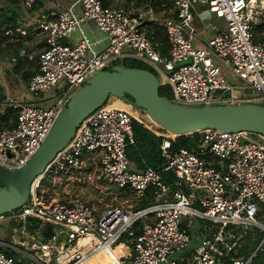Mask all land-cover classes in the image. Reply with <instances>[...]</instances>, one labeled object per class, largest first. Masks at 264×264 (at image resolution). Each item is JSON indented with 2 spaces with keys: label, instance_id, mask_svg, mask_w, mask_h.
Returning <instances> with one entry per match:
<instances>
[{
  "label": "built area",
  "instance_id": "obj_1",
  "mask_svg": "<svg viewBox=\"0 0 264 264\" xmlns=\"http://www.w3.org/2000/svg\"><path fill=\"white\" fill-rule=\"evenodd\" d=\"M172 2L169 10L154 12L148 5L135 7L134 1L127 10L103 6L99 0H71L65 8L21 0L24 16L3 28V35L16 40L39 31L45 42L36 72L25 83L33 101L7 97L2 104L17 109V118L13 127L0 131V166H24L73 93L115 61L122 65L120 61L130 58L147 64L160 86H170V101L178 104L234 101L264 106V0ZM196 7H206L225 22L199 47L194 44ZM148 23L164 28L165 53L159 40L149 35ZM18 57L34 58L21 47L17 55L0 61V74ZM223 68L241 84L223 75ZM246 89L252 92H243ZM240 96L246 98L235 100ZM117 100L110 96L82 121L46 166L36 189L46 176L90 178L88 167L95 164V182L127 188L139 199L150 190L152 202L140 208L98 210L78 195L49 201L35 189L23 205L0 214V229L10 228L8 241L0 246L17 255L0 248V264H82L103 252L114 259L111 252L117 245L125 249L114 259L117 264H260L255 255L264 237L248 257L238 251L246 237L255 240L256 230L264 233V221L259 220L264 217V135L208 128L196 134L193 147L171 150L169 138L174 136L160 133L161 169L176 177L170 185L159 171L137 170L127 158L126 148L134 141L133 120H141L132 106H114ZM46 224L52 228L48 239L42 235ZM31 225H36L33 232ZM193 228L201 240L195 247Z\"/></svg>",
  "mask_w": 264,
  "mask_h": 264
},
{
  "label": "water",
  "instance_id": "obj_2",
  "mask_svg": "<svg viewBox=\"0 0 264 264\" xmlns=\"http://www.w3.org/2000/svg\"><path fill=\"white\" fill-rule=\"evenodd\" d=\"M159 87L153 71L120 64L90 77L73 93L44 142L24 166L18 169L0 166V214L20 207L28 200L37 177L69 143L82 121L110 96L123 102H128L127 96L131 97L133 106L144 110L152 121L174 137L208 128L264 135L262 105L243 102L185 106L160 95ZM42 235L44 239L52 236L50 224L43 227ZM20 262L24 263L25 259L20 258Z\"/></svg>",
  "mask_w": 264,
  "mask_h": 264
},
{
  "label": "trees",
  "instance_id": "obj_3",
  "mask_svg": "<svg viewBox=\"0 0 264 264\" xmlns=\"http://www.w3.org/2000/svg\"><path fill=\"white\" fill-rule=\"evenodd\" d=\"M99 1L103 6H109L112 5V3L119 1H127V5H128L131 1H134L135 7L148 5L153 9L154 12H161L163 10L167 11L170 8H172L173 5L172 0H99ZM3 8L4 7H1L0 10H2ZM1 12L2 13H0V60L4 59L6 56L17 55V50L21 47H24V41L27 39V37L30 34L29 33L30 31H28L27 36H18L16 40H9L8 38H6L3 35V31H4L3 28L16 25L18 20V15L14 10L11 9ZM262 27L263 26L259 27V29H261ZM147 30L149 35L154 36L155 40H159V42L161 43L162 51L163 53H165L167 49V44H166V32L164 31V28L158 25H154L153 23H148ZM115 64H118V62L115 61L113 65ZM122 64H124V66L126 67L142 68L153 71L151 67H149L147 64L138 61L136 59H130V58L125 59L123 60ZM111 67H109V69H111ZM12 71L17 75H20L21 79L26 83L29 81L31 76L36 72V65L33 64V62L27 61V59L22 60L20 57H18L17 62L14 64L12 68ZM158 91L160 95L168 98L169 100L173 98L172 91L169 85H161ZM6 98L7 96L4 92V89L0 86V131L4 128L13 127L16 123V118H17V109L11 106L2 105L6 101ZM127 98H128V102L119 101L118 104L124 109H128L129 108L128 105L135 107L132 104L131 97L127 96ZM141 111L142 113L146 114L144 110L141 109ZM141 122L137 120H133L132 128H133L134 141L133 143L129 144L126 148L127 158L132 163V166H134V168L137 170L152 168L159 171L163 182L171 185L176 180V177L172 173L165 172L161 169L164 163V158L161 155L160 145L164 137L160 135H156L154 133V132L158 133V131L164 132V130L161 129L158 124L150 120L147 115H145L141 119ZM198 133L200 132H192V133H188V135L169 138L171 144V150L176 149L178 147H187V148L193 147L198 140V136L195 134ZM163 134L166 136H172L169 135L168 133H163ZM94 169H95V164H92L90 167H88V170L92 172L91 181H94L93 178ZM37 179H39V177ZM48 179L49 178L47 176L42 179L40 185L42 189L48 185L47 183ZM38 182L39 181L37 180L35 181V184L32 187V192L35 191ZM101 185L103 184L101 183ZM172 189L174 188L172 187ZM116 194L119 196V200L116 199L115 201H111V203L107 205V207L111 208L112 206H120L121 208H129V207L140 208L150 204L154 198V195L150 190L146 192L144 197L139 199L136 198L133 194L129 193L127 188H123V187H118L116 189ZM52 200L54 199H49V201ZM117 202H120L121 204L117 205ZM35 228L36 225H31L28 227L30 232H33ZM263 237H264V233L259 230H256L255 240H250L249 236L246 237L245 243L238 251V255L248 257L256 249L257 245L260 243ZM1 241L3 242L5 241V239L0 235V242ZM0 248L9 256L15 257L14 254L16 253L14 251H11L3 246H0ZM121 252L123 253L125 252L124 247L122 245H117L115 247L114 253L117 256H119ZM259 253H262L263 256L258 255ZM255 261L260 264H264V243L262 245V249L257 251L255 255Z\"/></svg>",
  "mask_w": 264,
  "mask_h": 264
},
{
  "label": "rangeland",
  "instance_id": "obj_4",
  "mask_svg": "<svg viewBox=\"0 0 264 264\" xmlns=\"http://www.w3.org/2000/svg\"><path fill=\"white\" fill-rule=\"evenodd\" d=\"M112 5H117V6H123L127 10L130 9L129 6L127 5V1H119V2H114ZM4 7L1 11H5L8 9L14 10L18 18L24 16V11L21 7V0H0V8ZM202 8L199 12V16H197L196 20L198 24H196L197 31L196 34L199 39H206L207 35L208 37H212L214 34V25H216V18L210 13V11L206 7H199ZM222 23L225 26V22L221 20ZM33 32V31H31ZM39 32V31H38ZM257 35H259V31H257ZM43 35L39 33H30L27 39L24 41V47L28 49L29 52H32L34 58H33V64L36 65V58L37 55L40 51V49L44 46L43 44ZM7 59V58H6ZM119 63L122 64L120 61ZM124 66V64H122ZM222 74L226 75L231 79V82L235 84H241V81H239L237 78H232L230 75H228L227 71L223 68L222 69ZM241 89V88H240ZM243 92H252L249 89L243 90ZM217 94V93H216ZM241 98H246L245 96H240L236 98L235 100H239ZM234 100V99H231ZM228 101L223 102L227 103ZM231 103H235L232 101ZM139 114L140 120L147 114L142 113L140 108H135ZM191 136V135H189ZM89 174L92 176V172L89 171ZM87 177L81 179L78 178L76 175H73L71 177H66V178H51L48 179L47 183L48 185L44 187L43 189L41 188V184L39 187L36 189V193L40 192V196L44 197V199H61V200H68L70 197L73 195H78L84 200H87L89 203H92L93 205L96 206L98 210H106L110 209L107 207L111 203V201H115L116 199L119 200V196L116 194V189L118 188L117 185L115 184H110L107 186L101 185L100 182H95L91 181L92 178ZM43 179V178H42ZM39 181V179H37ZM104 187V188H103ZM120 202H117V205H120ZM113 207H120V206H112ZM263 208V214H264V204L262 205ZM260 221H264V217L259 218ZM10 231V228H2L0 229V235L6 239L5 242L8 240V233ZM191 239H192V247H195L198 245L201 240L199 239V230L197 228H193L191 230ZM41 241V240H38ZM118 249V248H117ZM119 251V250H118ZM258 255L263 256L262 253H259ZM15 257H17L16 254H14ZM115 260L118 259L117 256H113ZM256 262V261H255ZM117 264L118 261H115Z\"/></svg>",
  "mask_w": 264,
  "mask_h": 264
},
{
  "label": "crops",
  "instance_id": "obj_5",
  "mask_svg": "<svg viewBox=\"0 0 264 264\" xmlns=\"http://www.w3.org/2000/svg\"><path fill=\"white\" fill-rule=\"evenodd\" d=\"M42 1L47 6L51 5V6H56L57 8H65L71 2V0H42ZM201 9L202 8H199V7L195 8V12H194L195 13V19H194L195 20L194 21L195 26H196V24H198L196 18H197V16H199V12H200ZM216 21H217L216 25H214V33L216 32V30H218V29H220V28H222L224 26V24L222 23L221 19L216 18ZM29 33H39V32L38 31H33V32H29ZM207 38H209L208 35H207ZM207 38L204 40V39H199L198 36H197V39H196L194 44L197 47H199L202 44L206 43ZM44 42L45 41L43 40V44H44ZM42 48L40 49V51L42 50ZM29 53L33 56L32 52H29ZM10 56H12V55H10ZM10 56H6V57L9 58ZM5 58L1 59L0 61L5 60ZM30 62H33V61H30ZM13 66L14 65H7V66L5 65L2 68L1 74H0V86L4 89V92H5L6 96L9 97V98H12V99H24L26 101H31L32 100L31 96L29 95V93L27 92V90L25 88V82L21 79L20 75H17V74H15L12 71ZM231 77L234 78L233 76H231ZM154 133L156 135H159L160 133H164V132L158 131V133L157 132H154ZM111 253L113 255L117 256L114 252H111Z\"/></svg>",
  "mask_w": 264,
  "mask_h": 264
},
{
  "label": "bare ground",
  "instance_id": "obj_6",
  "mask_svg": "<svg viewBox=\"0 0 264 264\" xmlns=\"http://www.w3.org/2000/svg\"><path fill=\"white\" fill-rule=\"evenodd\" d=\"M121 101V100H117L115 101V103L113 104L114 106H117V107H121L118 102ZM122 108V107H121ZM150 119V117H149ZM151 120V119H150ZM154 122V121H153ZM194 132H201V130H197V131H194ZM192 133V132H190ZM38 178V177H37ZM39 179H40V176H39ZM37 180V179H36ZM35 180V181H36ZM35 181L33 183V186L35 184ZM32 186V187H33ZM34 193V192H32ZM115 251V248L112 250V252ZM121 254H124L123 252H121ZM120 254V255H121ZM82 264H116L115 263V260L110 257V255H107V253H99L98 255L94 256V257H91L89 258L87 261L83 262Z\"/></svg>",
  "mask_w": 264,
  "mask_h": 264
}]
</instances>
